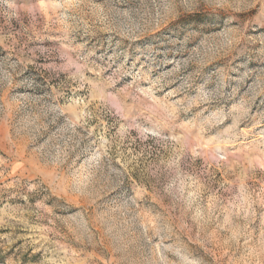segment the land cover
Wrapping results in <instances>:
<instances>
[{
	"label": "rangeland",
	"instance_id": "374dc122",
	"mask_svg": "<svg viewBox=\"0 0 264 264\" xmlns=\"http://www.w3.org/2000/svg\"><path fill=\"white\" fill-rule=\"evenodd\" d=\"M0 264H264V0H0Z\"/></svg>",
	"mask_w": 264,
	"mask_h": 264
}]
</instances>
